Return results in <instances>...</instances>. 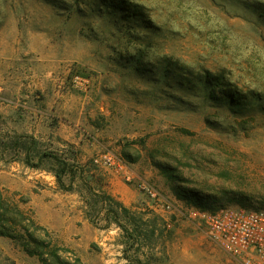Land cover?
<instances>
[{"label": "rangeland", "instance_id": "1", "mask_svg": "<svg viewBox=\"0 0 264 264\" xmlns=\"http://www.w3.org/2000/svg\"><path fill=\"white\" fill-rule=\"evenodd\" d=\"M75 73L89 79L86 90L72 87ZM31 91L50 124L78 142L37 126V137L27 133ZM21 135L37 139L35 163L45 151L69 162L65 188L55 161L26 164V150L13 145ZM106 152L172 211H155L95 161ZM115 182L138 201L126 206ZM0 190L26 198L36 218L38 197L45 224L37 220L60 247V264H130L105 194L137 216L167 220L169 263L240 264L195 214L264 209V0H0ZM0 246L19 264H42L9 237Z\"/></svg>", "mask_w": 264, "mask_h": 264}, {"label": "trees", "instance_id": "2", "mask_svg": "<svg viewBox=\"0 0 264 264\" xmlns=\"http://www.w3.org/2000/svg\"><path fill=\"white\" fill-rule=\"evenodd\" d=\"M37 143L34 136L21 135L13 145L19 150H26L25 162L32 167H39L44 159L55 161L60 167L55 172L57 182L65 188L63 176L71 170L69 162L57 153L45 151L39 154V161L35 163L30 154ZM71 189L68 187V190ZM101 200L107 207L108 225L117 223L124 232L123 237L128 239L123 252L130 264H171L164 246L172 235L166 219L154 211H142L137 216L112 195L105 194ZM26 203V198L14 200L0 190V236L11 238L28 255L38 257L42 264H60V247L53 243L49 231L38 222L34 211L25 207ZM0 264L19 263L0 246ZM61 264L71 263L63 261Z\"/></svg>", "mask_w": 264, "mask_h": 264}, {"label": "built area", "instance_id": "3", "mask_svg": "<svg viewBox=\"0 0 264 264\" xmlns=\"http://www.w3.org/2000/svg\"><path fill=\"white\" fill-rule=\"evenodd\" d=\"M71 85L77 90H86L89 79L75 73ZM95 161L121 174L142 196L153 200L155 211H172L173 205L160 191L150 182L138 179L129 165L114 153H102ZM195 218L205 226L210 239L240 264H264V209L228 205L215 211L199 210Z\"/></svg>", "mask_w": 264, "mask_h": 264}, {"label": "crops", "instance_id": "4", "mask_svg": "<svg viewBox=\"0 0 264 264\" xmlns=\"http://www.w3.org/2000/svg\"><path fill=\"white\" fill-rule=\"evenodd\" d=\"M54 96H58L59 92L54 89L53 90ZM30 97V100H28L27 104H28V108H29V114L30 117L32 118V121L34 124L30 125L27 127V133L32 134L34 136H38L39 132H41L39 129H36V126L39 127L40 129H42L43 131L46 130V132H50L52 134L55 135H61L62 137L66 138L67 140L71 141V142H76L77 139L75 138V132L72 131H67L64 132L63 129H59L57 127H54L52 124H50V120L52 119L51 114H49L47 111H44L39 105L38 107L33 105V95H32V91L31 94L28 96ZM53 128V129H52ZM80 138H78L79 140ZM81 140V139H80ZM78 142V141H77ZM137 177H139L137 175ZM115 193L116 194H120V198L124 201V203L126 204V206L129 205H133L136 201H138V199L140 198V193H137L136 191H134L131 195H124V193L122 192V188H121V184H119V182H115ZM121 188V189H120ZM38 197H33L30 201V203L33 205L34 209L36 210V214H37V218L43 223L45 224V222H43L40 218V211L42 209V203L37 199Z\"/></svg>", "mask_w": 264, "mask_h": 264}]
</instances>
